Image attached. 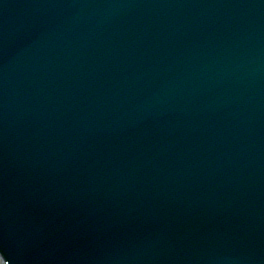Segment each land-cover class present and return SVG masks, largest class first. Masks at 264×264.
<instances>
[{"label":"water","instance_id":"water-1","mask_svg":"<svg viewBox=\"0 0 264 264\" xmlns=\"http://www.w3.org/2000/svg\"><path fill=\"white\" fill-rule=\"evenodd\" d=\"M7 70H4V72H3V76H2V83L5 81V78H6V76H7Z\"/></svg>","mask_w":264,"mask_h":264}]
</instances>
